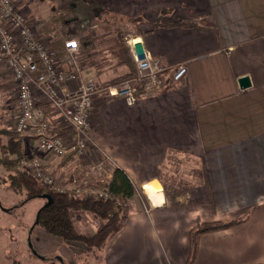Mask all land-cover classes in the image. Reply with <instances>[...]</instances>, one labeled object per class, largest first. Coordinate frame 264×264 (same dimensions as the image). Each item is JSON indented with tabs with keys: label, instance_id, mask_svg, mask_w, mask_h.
<instances>
[{
	"label": "crops",
	"instance_id": "crops-1",
	"mask_svg": "<svg viewBox=\"0 0 264 264\" xmlns=\"http://www.w3.org/2000/svg\"><path fill=\"white\" fill-rule=\"evenodd\" d=\"M100 3L131 28L127 35L140 41L141 54L165 65L186 62L187 75L174 81L172 71H163L149 78L132 106L121 99L97 105L82 161L74 157L61 166L62 158L36 146L32 132L25 153L49 169L58 186L70 187L90 172L109 180L114 167L128 175L136 195L123 227L106 244L105 264H185L196 219L243 222L203 235L195 264H264V0ZM80 7L78 0L71 9L79 21H90ZM29 17L35 23L30 11ZM191 18L196 25L182 24ZM105 50L94 44L87 58L79 52L81 65L91 62L82 66L84 74L102 72L97 65ZM114 64L112 58L115 75L97 82L124 74ZM244 77L250 86L241 89ZM44 116L51 133L72 148L76 136L58 113L45 108Z\"/></svg>",
	"mask_w": 264,
	"mask_h": 264
},
{
	"label": "built area",
	"instance_id": "built-area-1",
	"mask_svg": "<svg viewBox=\"0 0 264 264\" xmlns=\"http://www.w3.org/2000/svg\"><path fill=\"white\" fill-rule=\"evenodd\" d=\"M62 59L57 57L46 36L38 33L30 19L17 8L14 0H0V70L13 79L16 87L17 113L13 130L20 136L33 133L36 146L57 158L75 151V158L82 161L90 151L92 113L96 106L111 99H121L127 106L137 100V93L147 80L163 71H172L173 80L187 75V64L181 62L165 65L140 53L136 38L127 45L136 66V75L116 84H103L84 75L76 38L63 42ZM58 113L64 126L76 138L72 148L65 139L52 134L43 110L38 105ZM41 185L58 192L73 191L76 198L109 199L95 190L87 176L74 177L71 186H55L53 173L36 158L22 164ZM102 166V163L101 165ZM99 166V167H100Z\"/></svg>",
	"mask_w": 264,
	"mask_h": 264
},
{
	"label": "trees",
	"instance_id": "trees-1",
	"mask_svg": "<svg viewBox=\"0 0 264 264\" xmlns=\"http://www.w3.org/2000/svg\"><path fill=\"white\" fill-rule=\"evenodd\" d=\"M54 13H58L59 16L56 17L54 14L48 23L42 26L40 32L52 36L54 51L57 57L62 59L66 32L63 23L72 19L73 13L70 7L57 8ZM61 22L63 25L58 26V23ZM196 23V18L182 22L186 26H194ZM95 41L96 39L89 31L87 35L80 38L79 43H81L83 51H89ZM111 44L114 49L112 58L115 64L113 67H123L126 72L103 84H116L136 75V66L127 45L126 35L122 30L114 31ZM5 87L6 83L0 79V96ZM38 106L44 113L47 107L42 104ZM0 121V123L7 122L5 117H2ZM25 140L26 137L18 135L14 130L0 127V166L4 170L3 176L0 177V184L6 186L13 194L22 196L23 203L40 198L44 201L42 205L44 206L47 204L48 198L50 199L49 205L43 209L40 208L38 224L35 226L39 227L44 234L58 238L63 242L76 244L81 249H104L110 238L123 227L130 210V202L136 195V190L128 175L123 170L114 167L111 168L109 180L96 179L93 182L92 187L95 190H100L109 196V199L106 200L76 198L74 192L70 190L58 192L51 187L41 185L32 174L23 168V162L31 158L25 153ZM74 157L75 151L70 152L61 159L60 165H69L73 162ZM103 168L108 170L110 166L104 163ZM55 186H58L56 182ZM81 212L90 213L100 222L91 235L80 234L75 229L72 213ZM242 222L243 219L210 222L196 219L188 232L189 250L185 264H195L199 251V240L203 235L225 231Z\"/></svg>",
	"mask_w": 264,
	"mask_h": 264
},
{
	"label": "rangeland",
	"instance_id": "rangeland-1",
	"mask_svg": "<svg viewBox=\"0 0 264 264\" xmlns=\"http://www.w3.org/2000/svg\"><path fill=\"white\" fill-rule=\"evenodd\" d=\"M22 1L23 3L19 6L18 3L15 2L17 8L21 9L23 14L28 18H30L29 11L31 15H33V18L34 16L37 18L33 19L35 22L33 25L35 27L36 25H40V27L36 29L37 32L39 31L38 33L48 37L49 43L53 46L54 42L52 36L40 32L42 26L47 24L52 16H54L55 9L62 7L71 8L78 0ZM94 1L95 2H87V0H81L83 7L80 8L83 12H88L90 14V21H79V16L72 11L73 18L65 21V23H58V26L65 24L66 32L64 41L68 38H76L78 40L79 36H85L90 31L96 39L94 44H100L106 49V52L99 56L100 63L97 65L102 72L98 73L94 69L84 74L87 78H93L94 81H102L114 76L116 72L112 69L109 70L114 54V49L111 44V37L114 31L122 30L125 35H127V30L131 31V28L125 27V21L120 18V15L110 14L104 10L100 0ZM97 4H100L99 7H97ZM22 6L25 7L23 8ZM90 10L94 11L91 12ZM55 16L58 17V13H56ZM133 38H135V36L127 35L126 41ZM98 39L99 43L97 42ZM138 45L137 48L139 49ZM81 50L82 49H80V52ZM89 51L82 50V53L85 55L84 58H87V53ZM88 62L90 61L85 59V62L82 64L85 69L90 66ZM0 79L6 83V87L3 92H1L0 96V119L5 117V120H7L5 123H0V127L13 130L14 118L12 119V115L17 112L16 87L13 79L1 70ZM3 173L4 170L0 166V177L3 176ZM92 176L94 177L91 172L87 175L91 185H93L95 181V178H92ZM0 202L2 208L5 210L0 209V264H105L103 261V251L105 248L102 250L81 249L76 244L63 242L58 238L48 236L44 234L39 227L34 226L37 213L44 203L42 199L36 198L23 203L22 196L13 194L6 186L0 184ZM72 220L77 232L85 235H91L100 224L99 220L90 213H72ZM29 242L31 247L29 246Z\"/></svg>",
	"mask_w": 264,
	"mask_h": 264
},
{
	"label": "water",
	"instance_id": "water-1",
	"mask_svg": "<svg viewBox=\"0 0 264 264\" xmlns=\"http://www.w3.org/2000/svg\"><path fill=\"white\" fill-rule=\"evenodd\" d=\"M249 86H250V84H249V80H248L247 77L241 78V79L239 80V87H240L241 89H246V88H248ZM44 198H47V197H44ZM49 204H50V199L48 198V202H47V204H45L44 206H42L41 209H43L44 207H46V206L49 205ZM0 209H1V210H4V209L2 208V206H1V202H0ZM4 211H5V210H4ZM39 213H40V210H39V212L37 213L36 220H35V222H34V226H36V225L38 224ZM29 246L31 247L30 242H29Z\"/></svg>",
	"mask_w": 264,
	"mask_h": 264
}]
</instances>
